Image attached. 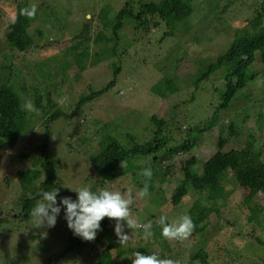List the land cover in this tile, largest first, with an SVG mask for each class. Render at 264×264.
I'll list each match as a JSON object with an SVG mask.
<instances>
[{
	"label": "rangeland",
	"instance_id": "rangeland-1",
	"mask_svg": "<svg viewBox=\"0 0 264 264\" xmlns=\"http://www.w3.org/2000/svg\"><path fill=\"white\" fill-rule=\"evenodd\" d=\"M127 1L140 11L141 2L159 0H0V85L20 89L23 104L30 101L35 109L27 111L32 123L25 137L14 145L0 140V264H97L101 258L131 264L126 256L133 251L155 253L175 264H200L191 252L204 243L210 264H264V191L237 180L249 158L264 163V63L260 59L253 63L255 78L236 93L230 107L217 111L218 120L211 128L206 123L221 104L225 70L220 68L198 87L194 82L233 40L264 34L263 0H192L176 35H165L167 21L148 14L144 27L138 28L135 19H125L116 38L112 32L116 22L111 23ZM25 2L37 10L30 26L35 43L21 51L8 44L6 29ZM115 65H121L116 84L82 104L75 115L53 121L48 146L42 151L47 114L36 99L40 97L52 111L71 115L81 98L113 79ZM154 115L164 121L161 127ZM159 129V138L167 136L160 154L187 140L193 129L197 144L165 159L140 156L128 164L130 170L124 176L100 181L90 159L102 141L115 137L131 147L132 141H156ZM221 136L228 137L223 147L219 146ZM221 149L242 155V162L234 161L221 181L224 205L208 212L203 231L193 225L187 238L165 239L160 217L166 223L191 218L189 209L199 199L210 207L219 195L212 187L200 195L192 191L178 204L172 201L184 178L186 160L195 156L196 170L202 173L203 164ZM43 152L56 164L55 188L60 196L75 198L70 189L87 186L94 192L107 189L131 198L130 215L140 227L125 228L126 243H119L114 221L108 219L95 240L80 238L81 247L68 252L72 231L63 211L53 228L33 227L32 217L22 216L18 171L32 167V157ZM145 168H151V179L143 176ZM145 182L148 195L141 197ZM35 194L28 193L30 197ZM249 194L261 207L256 215L260 222L250 219L254 213L246 200ZM149 222L151 235L143 229ZM108 243H113L109 250ZM120 248L127 252L121 255Z\"/></svg>",
	"mask_w": 264,
	"mask_h": 264
},
{
	"label": "trees",
	"instance_id": "trees-1",
	"mask_svg": "<svg viewBox=\"0 0 264 264\" xmlns=\"http://www.w3.org/2000/svg\"><path fill=\"white\" fill-rule=\"evenodd\" d=\"M264 2V0H263ZM142 9L134 11L133 5L130 1H127L126 5L117 13L112 23L116 24L113 27L114 37L119 38V30L124 26V21L127 18L135 19L139 23V27L147 26V15L157 14L161 18L163 17L168 24V31L164 32L165 35L174 36L179 30V23L183 21L191 10L192 0H159L141 2ZM264 5V3H263ZM32 11L28 7L27 3L20 6L17 12V17L14 19L6 29V38L8 44L21 51H27L34 46L35 39L30 31V26L35 20V13L29 15ZM115 21V22H114ZM255 27L259 26V23L254 24ZM164 36V35H163ZM261 60L264 63V34L249 35L244 38L233 40L228 49L220 54L215 61L209 62L205 69L201 70L195 77V84L197 87L201 82L209 78L213 73L220 68L225 70L223 92L221 93V104L216 107V111L212 117L207 120L206 128L214 126L218 120L217 111L222 108H228L232 104L236 93L245 88L250 80L255 78L253 73V63L257 60ZM121 66V65H120ZM115 65L113 79L103 88L92 94H88L81 98L77 103V109L70 115L65 114L63 111H52L45 106L40 97L36 99V103L40 110L47 114L45 119L47 139L41 146V150H46L48 146L50 131V124L58 119L60 116H73L78 111V108L87 101H90L102 93L111 89L117 82V77L121 72V67ZM23 97L20 94V89H17L13 85L4 84L0 85V140L7 144L14 145L19 139L25 137L30 132L32 119L29 116L27 110L24 109ZM173 114V113H172ZM157 124L161 127L164 123L163 120H158L156 115L153 116ZM10 121L9 125L3 123V120ZM197 127L195 130H199ZM195 130L189 132L188 139L176 144L172 147H168L163 154H160L161 150L167 145L166 137L159 138L158 135L161 129L156 133V141H148L145 143H138L132 141L131 147H126L115 137H109L105 141H102L101 147L93 153L90 162L96 169L100 176V181H114L129 172V166L132 164V160L140 158V156H155L156 160L161 157L165 159L170 154H177L182 151H189L197 144V136ZM228 141V137L221 136L219 138V146L223 147ZM251 145V144H250ZM251 147V146H250ZM221 149L214 154L209 160L203 164L202 173H198L196 170L197 158L192 156L188 158L184 166V178L180 182V185L176 187L172 201L178 204L182 199L190 192H196L199 195L206 193V190L214 188L219 194L214 201L211 200V206H207L199 199L194 206L190 207L189 212L195 229L203 231L207 227L208 212L212 209L219 211V207L223 204V196L225 193L222 190L221 181L227 170L234 161L242 162V155L238 152H224ZM252 154V152H250ZM237 154V155H235ZM46 161V163H45ZM39 164L41 167L39 168ZM129 164V166H128ZM32 167L27 169H20L19 178L23 188V195L21 198L23 217L25 219L31 218V210L38 200H41V193L43 191H51L57 187L58 173L56 170V164L49 156H45V153L41 155L33 156L31 160ZM237 180L241 181L244 185L252 187L255 190L264 191V163L258 164L256 161L250 158L243 164ZM42 181L39 183V179ZM39 183V184H38ZM38 185V186H37ZM38 188H40L39 191ZM33 192L35 196L30 197L29 192ZM60 196V195H59ZM57 198H60V197ZM211 198L208 196V199ZM253 195L249 194L246 197L249 207L252 209L254 215L250 216L251 220H258L257 213L261 210L258 203L252 200ZM212 199V198H211ZM253 202L254 205H251ZM224 205V204H223ZM106 217L101 221L102 226H106ZM264 220V218H263ZM264 223V221H263ZM165 242V241H164ZM82 240L79 237L74 236L73 233L69 237V245L66 250L70 252L76 247H81ZM168 246V245H166ZM113 243H108L107 249H111ZM205 243L196 250L191 252L192 258L198 259L200 264H210L208 258L209 254L204 250ZM127 252L126 249L120 248L119 253L122 255ZM97 264H115L114 260H108L101 258ZM191 264H194L192 262Z\"/></svg>",
	"mask_w": 264,
	"mask_h": 264
},
{
	"label": "clouds",
	"instance_id": "clouds-1",
	"mask_svg": "<svg viewBox=\"0 0 264 264\" xmlns=\"http://www.w3.org/2000/svg\"><path fill=\"white\" fill-rule=\"evenodd\" d=\"M35 13L33 8L29 15ZM24 109L34 111L33 104L29 101L24 104ZM143 176L151 179V168L143 170ZM76 195L60 196L59 189L54 188L51 191H43L41 200L34 205L31 210V217L36 228H53L57 223L63 211V218L67 227L77 236L85 241L95 240L97 233L102 231L101 221L106 217L114 221V232L119 243L124 244L129 239V235L125 232V228L140 227L130 215L131 198H124L118 191H110L107 189L92 191L87 186H81L70 189ZM139 195L144 197L148 195V184L145 182ZM158 223L162 226L161 235L165 239H182L187 238L190 234L193 224L188 216H184L181 220L173 223H166L165 217H160ZM145 234L151 235V223L143 225ZM131 260V264H175L172 259L160 258L155 253L144 254L139 251H133L126 256Z\"/></svg>",
	"mask_w": 264,
	"mask_h": 264
}]
</instances>
